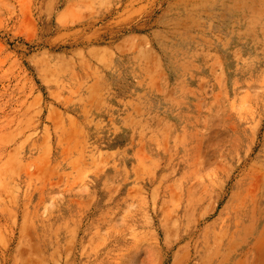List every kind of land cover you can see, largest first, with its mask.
<instances>
[{"label": "rangeland", "instance_id": "rangeland-1", "mask_svg": "<svg viewBox=\"0 0 264 264\" xmlns=\"http://www.w3.org/2000/svg\"><path fill=\"white\" fill-rule=\"evenodd\" d=\"M263 179L264 0H0V264H264Z\"/></svg>", "mask_w": 264, "mask_h": 264}, {"label": "bare ground", "instance_id": "bare-ground-1", "mask_svg": "<svg viewBox=\"0 0 264 264\" xmlns=\"http://www.w3.org/2000/svg\"><path fill=\"white\" fill-rule=\"evenodd\" d=\"M264 180V179H263ZM257 185V184H256ZM259 188V187H258ZM257 190V189H256ZM258 191H259V189H258ZM243 205V204H242ZM212 252V251H211Z\"/></svg>", "mask_w": 264, "mask_h": 264}]
</instances>
